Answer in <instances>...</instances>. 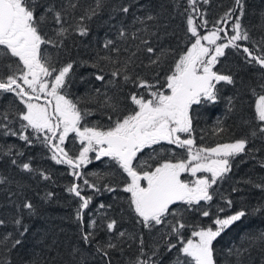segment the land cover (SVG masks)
Wrapping results in <instances>:
<instances>
[{"label": "trees", "instance_id": "16d2710c", "mask_svg": "<svg viewBox=\"0 0 264 264\" xmlns=\"http://www.w3.org/2000/svg\"><path fill=\"white\" fill-rule=\"evenodd\" d=\"M101 2L103 6L97 15L84 22L89 30L86 36L69 29L60 47L42 45V52L57 68L73 63L66 78V94L77 103L82 113H89L81 121V128L97 126L106 130L112 123L108 117L112 116L113 120L117 118L105 107L106 97L119 101L120 118L134 108L127 99L132 93L149 98L148 90L137 88L131 80L125 82L123 75L113 78L111 72L121 67L124 59L135 52L134 63L129 65L126 74L133 79L139 76L155 84L156 88L152 90L164 91L166 76L174 70L179 56L191 47L194 38L186 32L185 9L191 12L188 0ZM243 3L241 24L248 31L251 41L257 42L264 37V0H243ZM71 4H77L78 7L72 9ZM34 5L37 17L49 5H55L57 10L63 7L67 21L65 28L74 24L86 9L96 6L95 0H34ZM122 6H128L129 12H121ZM196 6L209 21L207 29H198L201 35L211 29L213 22L235 7V0H208V3L197 0ZM149 15L153 17L152 20L145 19ZM142 20L143 23L140 22ZM121 27L129 33L126 39L118 36ZM57 28L58 25L49 14L41 24L42 35L57 40ZM137 29L141 30L137 33L140 39H133L130 34ZM106 40L115 41V46L121 49L120 63L111 64L102 59L107 56L116 59L115 53L104 48ZM141 40H146L156 52L146 54L138 51V45L143 47ZM252 42L238 43L252 48ZM158 56L157 63L152 64L149 57L155 60ZM16 62L17 58L0 55V77L6 78L10 74L8 66H15ZM213 70L231 75L234 84L222 82L215 102L202 103L191 110V135L196 146L211 147L241 138H247L249 142L244 153L230 158L229 173L210 189L212 201L194 206L178 202L170 206V210L177 219L182 218L189 225L182 230L184 242L198 227H213L215 230V219L245 211L247 214L240 221L224 230L214 241L217 264H238L239 261L242 264H264V241L254 239L264 232V211H255L264 207V190L257 187L264 185V135L258 131L262 123L256 118L255 112L256 99L264 94V88H261L264 85V73L258 66L245 63L242 52L231 47L225 49V55L219 58ZM97 74H103L105 80H96ZM109 80H113V83L109 84ZM25 110L13 94L0 93V181H4L0 183V220L4 221L0 225V264H33L34 261L36 264H106V259L96 248L105 246L108 241L117 245L116 248L108 249L107 259L111 264H131L140 256L141 239L147 253V257L142 259L151 257L153 264H177L176 255L182 244L178 243L177 237L170 235L167 223L149 229L138 222V217L129 206L130 193L123 191L129 182L126 174L110 158L101 157L97 160L95 153H89V162L80 168L82 176L77 178L72 175L74 170L69 165L57 164L51 159V151L41 143L43 133L37 139L33 130L27 129L25 134L31 136V144L21 140L18 135L3 134L4 124L10 125L13 131H20L21 121L17 115L19 111ZM217 128L223 131L218 132ZM253 132H256L255 136ZM182 138H187V135ZM63 146L69 156L75 159L81 150V141L74 133H70ZM138 157L140 161H147L144 170L166 160L175 163L187 159L184 150L166 142L146 148ZM13 159L17 160L15 165L12 164ZM23 163H29L32 171L23 170ZM41 173L49 179H43ZM186 174L182 173L181 179L189 181L191 175ZM85 179L95 184L100 191L84 185ZM73 183L80 186L82 196L92 197L89 208L84 210L82 223L76 219L81 201L67 191ZM106 187L115 191H106ZM47 193L53 195L46 197ZM228 200L232 201L230 207ZM26 201L34 206L31 214L21 207ZM100 204L105 207L100 208ZM219 209L224 211L220 212ZM202 210L209 211V217H204ZM112 219L117 221V225L114 232H109L106 224ZM16 220L21 223L17 225ZM91 220L96 221L94 227L88 226ZM167 220L173 221V216L170 214ZM82 229L93 233L91 244L86 245L81 241ZM121 231L125 232L124 237H119ZM16 240L21 243L15 245ZM168 243L177 245V248L169 252ZM241 248L248 251L242 257L235 256L234 252ZM73 249H78L80 255H75ZM154 249L156 256L152 255Z\"/></svg>", "mask_w": 264, "mask_h": 264}, {"label": "snow or ice", "instance_id": "6c2138e0", "mask_svg": "<svg viewBox=\"0 0 264 264\" xmlns=\"http://www.w3.org/2000/svg\"><path fill=\"white\" fill-rule=\"evenodd\" d=\"M204 3H208V0H204ZM95 4V7L86 9L74 24L65 28L64 24L67 21L63 7L57 10L55 5H49L44 13L37 17L34 0H0V55L17 58L15 66H8L10 74L6 78L0 77V93L13 94L26 109L19 111L17 115L21 121L20 131H13L10 125L4 124L3 134L18 135L21 140L31 144V136L25 134L27 129H32L37 139H40V134L43 133L41 143L51 151V159L57 164L69 165L74 170L72 175L77 178H80L82 174L75 170L89 162V153H95L97 160L101 157L110 158L119 170L126 174L129 182L125 184L123 191L130 193L129 206L138 217V222L149 229L167 223L170 235L177 237L178 243L182 244L177 251V264H217L214 241L221 236L224 230L240 221L247 213L238 211L226 218H217L214 221L215 230L213 227H198V230L192 231L190 238L184 242L182 230L189 225L184 223L182 218L177 219L175 213L171 212L170 206L178 202L194 206L201 205V202L212 201L213 193L210 189L229 173L230 158L245 152L249 142L247 138L237 139L231 143H218L211 147H197L191 135L193 124L190 113L194 107L202 103L215 102L218 98V87L222 82L228 85L234 84L231 75L220 74L213 70L219 58L225 55V49L231 47L237 52H242L245 63L258 66L264 73V37L257 42H252L248 31L242 26L243 0H235V7L229 9L220 20L213 22L207 34L201 36L198 29H207L209 21L204 18L205 13L197 8V0H188L191 12L185 9L187 13L186 32L191 34L195 42L191 43V47L185 54L179 56L174 70L166 76L165 90H152L156 88L155 84L139 76L133 79L126 74L129 65L134 63L133 57L136 56L134 52L124 59L121 67L111 72V76L116 78L123 75L125 82L131 80L137 88L148 90L149 98L145 99L143 95L138 98L136 93H132L127 99L134 108L120 118L119 101L106 97L105 107L116 114L117 118L113 120L112 116L108 117L112 123L106 130L97 126L81 128V121L89 113H82L77 103L69 99L66 94V78L73 68V63L57 68L42 52V45L51 44L60 47L69 29L78 32L80 36H86L89 30L84 22L97 15L98 10L103 6L101 0H95ZM70 7L75 9L78 5L71 4ZM129 10L128 6L120 8L123 13H128ZM237 12L239 15H236ZM49 14L52 21L58 25L55 32L57 40L46 38L41 32V24L46 21ZM145 19L152 20L153 17L149 15ZM229 21H231V31L234 33L231 36L228 35V30L222 27V25H228ZM140 22L143 23V20ZM140 31L137 29L130 34L131 37L140 39L137 35ZM221 33H224L223 37ZM118 36L126 39L129 33L121 27L118 30ZM221 39L226 42L217 43ZM202 41L207 42V45ZM239 41L252 42L253 47L241 45ZM115 45L116 42L113 40H106L104 44L105 49L116 55V59L112 56L102 58L111 64L120 63L121 49ZM141 45H143L142 48L137 46L138 51L146 54L156 52V49L148 45L146 40H141ZM149 58L154 65L159 60V56L155 60ZM95 78L102 82L105 80L103 74H97ZM108 83H113V80H109ZM261 88H264V85H261ZM165 91L168 94H165ZM42 97L43 103L38 102ZM255 112L256 118L262 123L258 131L264 135V95H259L256 100ZM4 119L7 120L8 117L5 116ZM216 130L223 131L220 128ZM70 133H74L81 141V150L75 159L69 156L63 147ZM185 134L187 138H182ZM252 135L255 136L256 132ZM161 142L184 150L187 159L178 160L175 163L166 160L152 170H144L147 167V161H140L138 154ZM16 163L17 160L13 159L12 164ZM21 167L25 171H32L29 163H23ZM189 172L193 177H196L197 173L210 175H202L188 183L181 179V175ZM41 175L43 179H49L47 175L43 173ZM141 181H145L146 185H142ZM3 182L0 181V183ZM83 183L97 192L100 191L95 184H90L86 179ZM257 187L264 190V185H257ZM105 190L115 191L108 187ZM67 191L81 201L76 212V219L82 223L84 210L89 208L92 197L82 196L80 186L75 183L68 187ZM52 195V193H47L46 197ZM227 204L230 207L232 201L228 200ZM21 207L29 210L30 214L34 212V206L30 201L24 202ZM99 207L104 208L105 206L100 204ZM219 211L223 212L224 209H219ZM255 211H264V207L255 209ZM170 214L173 216V221L167 220ZM201 214L204 217L210 215L207 210H202ZM3 223L4 221L0 220V225ZM15 223L19 225L21 221L16 220ZM95 224L96 221L91 220L88 226L94 227ZM116 225L117 221L112 219L106 224V228L109 232H114ZM124 236L125 232H119V237ZM80 239L86 245L91 244L93 233L82 229ZM254 239L264 241V232ZM20 243V240L15 241V245ZM116 247V244L108 241L105 246L97 247L96 251L106 259V264H111L107 259L108 249ZM176 248L175 244H167L169 252ZM72 251L75 255H80L78 249ZM247 251L248 249L241 248L235 251L234 255L242 257ZM152 255H157L155 249ZM141 257H147L142 239L140 240V256L131 264H153L151 257L146 259ZM33 264L36 262L34 261ZM238 264H242V261Z\"/></svg>", "mask_w": 264, "mask_h": 264}, {"label": "rangeland", "instance_id": "374dc122", "mask_svg": "<svg viewBox=\"0 0 264 264\" xmlns=\"http://www.w3.org/2000/svg\"><path fill=\"white\" fill-rule=\"evenodd\" d=\"M230 25H231V21H229V24H228V25H222V27H225L226 29L230 28V29H228V30H230V33H228L229 36H231V35L234 34V33L231 31V27H230ZM207 31H208V30H206L205 32H203V34H201V36L207 34ZM220 35H221V37H223L224 33H221ZM194 42H195V41H194ZM194 42H193V43H194ZM225 42H226V41L223 40V39L217 41V43H225ZM202 43H205V44L207 45V42L202 41ZM186 52H187V50H186L183 54H185ZM183 54H182V55H183ZM49 79H50V81H51V78H49ZM166 94H168V93H166ZM263 95H264V94H263ZM258 97H259V96H258ZM258 97H257V99H258ZM138 98H139V97H138ZM257 99H256V100H257ZM38 102L43 103V97H42L41 100L38 101ZM227 143H231V142H227ZM63 147H64V146H63ZM184 160H186V159H184ZM156 166H157V165H155V166L152 167L151 169H146V170H152V169H154ZM183 175H184V174H183ZM186 175H191V173L189 172V173H187ZM202 175H210V174H207V173H197V176H196V177H193V176L191 175L189 181H185V182L191 183V182L194 181L197 177H200V176H202ZM141 183H142V185H146V182H145V181H141Z\"/></svg>", "mask_w": 264, "mask_h": 264}, {"label": "water", "instance_id": "95a60500", "mask_svg": "<svg viewBox=\"0 0 264 264\" xmlns=\"http://www.w3.org/2000/svg\"><path fill=\"white\" fill-rule=\"evenodd\" d=\"M78 171L80 172V168L78 169Z\"/></svg>", "mask_w": 264, "mask_h": 264}]
</instances>
